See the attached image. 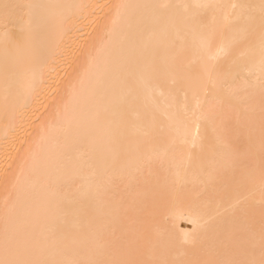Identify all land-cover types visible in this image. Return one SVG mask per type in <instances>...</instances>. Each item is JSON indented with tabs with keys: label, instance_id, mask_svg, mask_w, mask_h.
Returning <instances> with one entry per match:
<instances>
[{
	"label": "bare ground",
	"instance_id": "6f19581e",
	"mask_svg": "<svg viewBox=\"0 0 264 264\" xmlns=\"http://www.w3.org/2000/svg\"><path fill=\"white\" fill-rule=\"evenodd\" d=\"M0 264H264V0H0Z\"/></svg>",
	"mask_w": 264,
	"mask_h": 264
}]
</instances>
